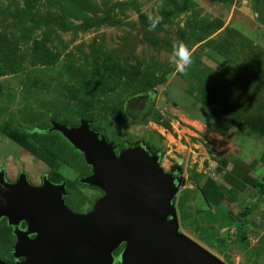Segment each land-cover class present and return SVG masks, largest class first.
Segmentation results:
<instances>
[{
    "label": "rangeland",
    "instance_id": "obj_1",
    "mask_svg": "<svg viewBox=\"0 0 264 264\" xmlns=\"http://www.w3.org/2000/svg\"><path fill=\"white\" fill-rule=\"evenodd\" d=\"M51 118L159 152L184 181L180 231L226 264H264V0H0V169L65 180L70 209L88 212L103 191L80 182L91 167ZM15 243L3 219L0 259Z\"/></svg>",
    "mask_w": 264,
    "mask_h": 264
},
{
    "label": "water",
    "instance_id": "obj_2",
    "mask_svg": "<svg viewBox=\"0 0 264 264\" xmlns=\"http://www.w3.org/2000/svg\"><path fill=\"white\" fill-rule=\"evenodd\" d=\"M50 122L49 131L60 133L91 167L80 182L103 196L90 211L76 213L66 203L65 181L44 177L35 186L21 173L10 182L0 169V221L13 227V256L24 258L14 264H116L121 246L117 264H226L180 231L175 199L184 181L164 171L159 152L144 142L118 152L88 119L74 126Z\"/></svg>",
    "mask_w": 264,
    "mask_h": 264
},
{
    "label": "clouds",
    "instance_id": "obj_3",
    "mask_svg": "<svg viewBox=\"0 0 264 264\" xmlns=\"http://www.w3.org/2000/svg\"><path fill=\"white\" fill-rule=\"evenodd\" d=\"M150 29H155L157 26L158 18L149 17ZM174 57L177 68L180 72H185L187 67L191 65V52L185 46H176L174 47Z\"/></svg>",
    "mask_w": 264,
    "mask_h": 264
},
{
    "label": "flooded vegetation",
    "instance_id": "obj_4",
    "mask_svg": "<svg viewBox=\"0 0 264 264\" xmlns=\"http://www.w3.org/2000/svg\"><path fill=\"white\" fill-rule=\"evenodd\" d=\"M146 109V102L145 101H143V100H138L137 102H135V104L132 106V109L134 110V111H138V112H136V113H138L137 115H139V116H141L142 115V112ZM136 119L138 118V117H135ZM131 145V144H130ZM126 146V145H125ZM121 149H116V151H120ZM91 173V172H90ZM179 172H175L174 174H178ZM67 203V202H66ZM68 205V204H67ZM76 213H80L79 211L78 212H76ZM82 213V212H81ZM83 213H85V212H83ZM3 219H5L6 220V222H7V219L6 218H3ZM2 219V220H3ZM1 220V221H2ZM0 221V222H1ZM7 224H8V222H7ZM9 225V224H8ZM10 226V225H9ZM11 228H12V232H13V227L12 226H10ZM21 228H25V224L24 223H22L21 224ZM14 235V234H13ZM15 245V244H14ZM14 248V247H13ZM118 250H120V252H121V250H122V246L120 247V248H118L117 250H115L114 251V257L116 258V262L118 263L119 262V256H120V252L118 251ZM118 251V252H117ZM3 260V259H2ZM18 260H24V258H20V259H16L14 256H13V250H12V253H11V256H10V258L9 259H7V260H4V261H6V262H8V263H10V264H14L16 261H18ZM116 263V264H117Z\"/></svg>",
    "mask_w": 264,
    "mask_h": 264
},
{
    "label": "trees",
    "instance_id": "obj_5",
    "mask_svg": "<svg viewBox=\"0 0 264 264\" xmlns=\"http://www.w3.org/2000/svg\"><path fill=\"white\" fill-rule=\"evenodd\" d=\"M45 47V45H41L40 47H39V49L37 48V50H35V52H40L39 54H40V56H46L45 54H43L41 51H43V48ZM39 134H46V133H44V132H42V131H37ZM51 132H53V133H55V135L58 137V139L72 152V153H75V154H82V153H80L79 151H77V150H75L74 148H73V146L60 134V133H58V132H56V131H51ZM63 181H65V180H63ZM52 182H55L56 183V181H54V180H52ZM264 192V185H261V193H263ZM68 204V203H67ZM68 206H69V204H68ZM70 208H71V206H69ZM74 210V209H73ZM75 212H78V211H76V210H74ZM207 214H208V216H210V218L211 217H213V214H212V212H211V210H208L207 211ZM10 227V226H9ZM11 228V227H10ZM216 239H217V241H219L220 243H222L225 247H227L229 244L225 241V239H224V237H221V236H219V237H215ZM119 252H120V250H118ZM117 251V252H118Z\"/></svg>",
    "mask_w": 264,
    "mask_h": 264
}]
</instances>
